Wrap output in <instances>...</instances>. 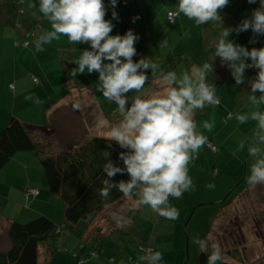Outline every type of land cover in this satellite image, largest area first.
<instances>
[{"label": "crops", "instance_id": "1", "mask_svg": "<svg viewBox=\"0 0 264 264\" xmlns=\"http://www.w3.org/2000/svg\"><path fill=\"white\" fill-rule=\"evenodd\" d=\"M35 2L36 0H0V131L7 126L12 117H16L29 130H40L49 134L50 140L58 135L55 142L59 143L65 141L79 144V141L83 143L92 136H107L108 128H97L96 121L100 117L107 119L111 124H117L122 117L116 105L96 91L98 74L89 75L85 70L84 74L72 75V70L77 67L72 61L79 58L81 52L89 46L70 43L66 36H62L51 44L44 45L43 51H37L35 41L41 34L40 30H50V25L39 13L38 8L28 7L30 3ZM177 2L178 0H118L115 11L119 20H112V9L108 0H104L108 9L105 18L115 25L111 35H123L132 30L139 36V41L134 44L137 50V55L133 57L134 61L148 57L158 63L163 72L176 71L178 75L184 71L191 74L194 67H199L205 62L213 65V72L208 73L207 82L215 84L221 103L219 106L196 110L193 119L197 123V131L207 137L208 142L203 148L208 151L206 146H212L211 151L214 153L209 161L218 168L219 173L222 170L224 174V180L215 183L216 187H213L217 192L228 187L230 182L236 179L238 172L242 171L240 168L242 169L244 156L247 154V145L252 140L255 122L239 124L234 114L244 113L255 107L248 99L250 88L247 87V79L255 77L257 70L247 69L244 85L236 86L227 65H221L219 58L213 56L212 45L217 41L223 28H235L243 19L248 18L252 10L259 6V0L254 4H249L247 0H229L228 6L219 13L223 23L206 25H197L183 14L176 16L171 23L168 15L175 11L174 6ZM135 17L139 19L134 21ZM19 23L22 27L18 28ZM28 30L35 31L36 38L32 40L31 45L25 47L23 43L26 41ZM253 38L256 43H250ZM228 39L249 50L253 47H264V42L251 30L239 34L233 32ZM164 40L167 41L168 47L160 48L158 45ZM148 75L149 82L145 89L162 93L160 73L152 76L149 72ZM30 95L38 98L40 103L26 100L25 97ZM128 95L131 97L134 93L130 92ZM260 107L264 108V105ZM230 113L233 116L225 122ZM203 121L213 123L211 131L202 128ZM242 140L246 142L245 150L237 151ZM250 162L252 161L248 157V165ZM44 178V172L38 162L33 160V157L23 154L16 156L0 172V227L3 230L9 221L25 220L41 210L38 199H46L48 195L47 190H42L41 187L45 183ZM26 185L41 188L37 199L23 194V186ZM255 187L264 189V184ZM255 187L249 190H255ZM244 196L235 194L230 204L220 208L213 227H216L221 217L228 212L227 209ZM128 203L127 209L130 213V210L137 206L131 201ZM126 211L124 213L127 214ZM182 215L178 216L180 222ZM56 218L59 219V216ZM173 231L174 235L163 236L157 241L159 246L157 248L161 249L163 254L161 264L185 262L184 235L178 227ZM209 235L211 234L207 236ZM194 238L199 239L196 236ZM58 245L55 243L50 247ZM50 247L41 250L42 260L50 259ZM176 249L181 251L175 253ZM52 262L56 263L54 259ZM56 264H76V261L69 256L63 259L62 263ZM90 264L109 263L94 261ZM116 264H128L125 255L124 258H118Z\"/></svg>", "mask_w": 264, "mask_h": 264}, {"label": "clouds", "instance_id": "2", "mask_svg": "<svg viewBox=\"0 0 264 264\" xmlns=\"http://www.w3.org/2000/svg\"><path fill=\"white\" fill-rule=\"evenodd\" d=\"M247 2L254 4L257 0ZM117 3L118 0H108L112 20H119L115 11ZM228 4L229 0H178L175 11L169 14H183L197 25L222 24L223 18L219 13ZM28 7L38 8L50 25V30H40L41 34L35 41L36 50L43 51L44 45L62 36L73 44H87L89 47L72 61L77 65L72 75L84 74L85 70L89 75L98 74L96 91L115 104L122 117L117 124L100 117L96 121V127H107L108 139L122 149L118 160L123 162V167H119L109 159L103 165L106 178L102 180L100 195L106 198L116 189L128 199L135 197L137 207L146 205L160 217L173 221L178 219L179 211L169 203V197L179 199L192 188L188 164L208 142L207 137L197 131L194 112L221 103L215 84L207 82L213 65L205 62L194 67L191 74L184 71L178 75L176 71L163 72L160 65L148 57L134 61L133 57L137 55L134 44L139 41V36L132 30L123 35L110 34L115 25L105 18L108 9L104 0H36ZM136 19L139 17L134 21ZM248 30L255 35H264V0H259V7L235 28H223L212 45V54L219 58L221 65H227L236 86L244 85L247 69L257 70L255 77L247 79V87L250 88L248 99L255 107L234 114L239 124L255 122L251 143L246 148L252 161L246 183L255 187L264 184V108L260 107L264 105V47L249 50L228 39L233 32L239 34ZM256 42L254 38L250 40V43ZM158 46L167 48L168 43L164 40ZM149 72L152 76L160 73L162 93L145 89ZM130 92L134 93L131 97L128 95ZM25 99L40 103L34 95ZM201 126L211 131L213 123L203 121ZM245 144L242 140L237 151H244ZM117 173L126 174L128 179L114 181L112 178ZM113 218L120 223L115 214ZM200 248L202 252L208 251L206 241L201 242ZM162 260V252L146 250L139 257V264H161ZM222 260L220 248L212 245L207 264H217Z\"/></svg>", "mask_w": 264, "mask_h": 264}, {"label": "trees", "instance_id": "3", "mask_svg": "<svg viewBox=\"0 0 264 264\" xmlns=\"http://www.w3.org/2000/svg\"><path fill=\"white\" fill-rule=\"evenodd\" d=\"M174 19L170 20V14L168 15L171 23ZM17 27H22V24L19 23ZM255 36L264 42V35ZM34 38H36L35 31H26L25 42L31 45ZM232 116L233 114L230 113L225 118V122ZM48 137L49 134L40 130H29L16 117H12L7 126L0 131V172L18 154L32 153L45 175L42 190L48 192L46 199H38L41 210L35 216L25 220L9 221L5 235L10 246L7 251H0V264H53V259L56 263H62L63 259L69 256L76 261V264H90L94 261L116 264L117 259L124 258V255L128 264H139V257L144 255L146 250L161 252L157 246L158 239L174 235L169 223L161 224L160 221H154L152 231L139 232L127 219L128 209L125 210L127 214L123 213L120 216L115 214L120 218L119 224L113 216L105 215L115 204H122L124 201L135 204V197L128 199L116 189H113L106 198L99 192L103 187L102 180L106 178V174L102 171L103 165L110 159L116 166L123 167V162L118 160V154L122 149L115 142L111 143L107 136H92L79 146L55 153ZM211 148V145L206 146L209 152H212ZM107 153H109L108 156ZM210 164L214 169L212 172L216 169L214 177L219 178L221 172L219 173L218 168L211 161ZM23 166L26 167L25 164ZM112 179L118 182L121 179L127 180L128 176L117 173ZM222 180H224L223 175L220 178L221 182ZM42 190L29 185L23 186V194L35 199L39 197ZM218 202L214 201L212 204ZM143 207L149 208L150 211V207L146 205ZM50 212L53 213L48 214ZM57 216L59 219L56 218ZM102 218L109 220V224L102 225ZM164 219V221H172ZM155 223L161 224L160 231H157L158 225ZM185 231L190 245L187 247L189 256L184 264H207L212 248L208 247L207 252L200 250L197 258L191 256L192 240L190 232L188 235L186 229ZM194 241L195 244H198V241L201 243L197 239ZM55 243L59 245L50 247ZM132 245L135 246V251L129 248ZM48 246L51 248L50 261H44L40 253L44 247ZM185 250L186 246L183 252ZM178 251L181 250L176 249L175 253ZM226 255L233 261H239V251L236 249L228 251ZM184 256L186 258L185 252ZM144 263L146 262H142ZM217 264L232 263L223 257V260L217 261Z\"/></svg>", "mask_w": 264, "mask_h": 264}, {"label": "rangeland", "instance_id": "4", "mask_svg": "<svg viewBox=\"0 0 264 264\" xmlns=\"http://www.w3.org/2000/svg\"><path fill=\"white\" fill-rule=\"evenodd\" d=\"M57 137L59 136L57 135ZM57 137L54 136L50 140L51 148L54 149L55 153L63 152L73 148L74 145L79 146V144H82L80 143L81 141H79V144L77 142H73L75 144L65 143V141H61L60 143L59 141L55 142ZM20 154L31 156L35 160V155L32 153ZM212 155L213 152L206 151L204 148L195 154L188 164V175L193 182L192 188L184 192L179 201L173 197L169 199V203L178 209L179 216L183 214L182 223H180L179 218L174 220L176 224L173 220L164 221L163 217H160L151 209L149 212V208L141 206L131 209L127 219L134 226V229L136 228L139 232L152 231L154 221H160L161 224L163 222L169 223L172 231L174 227H179V230L183 232L185 240V262L189 256L187 247L190 245L186 229L188 235L189 232L191 233L192 244L190 253L195 258L200 253L201 243L198 241V244H195L194 236L198 237V240L201 242L206 241L208 247L212 248V245H217L221 253H223L224 259L232 264H264V189L255 187V190H249L252 187L246 183L247 171L250 174L251 164V162L249 165L247 163L248 155L244 156L242 169L240 168L242 171L238 172L236 179L230 182V188L226 186L223 190L217 192L213 187H208V185H214L215 187V183H219L220 178L224 174L221 170L220 177H214L216 169L212 172L214 169H212L209 161ZM16 161L20 163L19 160L16 159ZM231 172L234 173L232 170ZM230 191H233L231 195H229ZM235 194H244L245 196L236 201L233 206H230L227 209L228 212L221 217L216 227H213L218 210L230 204ZM215 200L219 201L218 205L212 204ZM128 205L129 203L125 201L122 204H115L109 208L105 215L109 214V216H113V214H118L120 216L125 212ZM101 223L105 226L107 223L109 224V220L102 218ZM155 224L158 225L157 223ZM161 224L157 226V231H160ZM5 227L7 228V226ZM5 230L0 227L1 252L7 251L10 246L5 235ZM208 234L211 235L207 236ZM134 247L132 245L129 248L135 251ZM234 249L239 251V261H233L230 257H226V253Z\"/></svg>", "mask_w": 264, "mask_h": 264}, {"label": "built area", "instance_id": "5", "mask_svg": "<svg viewBox=\"0 0 264 264\" xmlns=\"http://www.w3.org/2000/svg\"><path fill=\"white\" fill-rule=\"evenodd\" d=\"M175 18V16L170 15V20H173ZM29 42H25V46H28Z\"/></svg>", "mask_w": 264, "mask_h": 264}]
</instances>
